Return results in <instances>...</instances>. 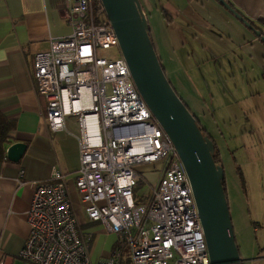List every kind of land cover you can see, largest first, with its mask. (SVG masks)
Here are the masks:
<instances>
[{"label": "built area", "instance_id": "2783aa9c", "mask_svg": "<svg viewBox=\"0 0 264 264\" xmlns=\"http://www.w3.org/2000/svg\"><path fill=\"white\" fill-rule=\"evenodd\" d=\"M69 35L35 54L32 76L47 100L54 131L78 124L75 185L87 217L117 235L110 256L94 260V234L79 226L67 174L33 180L29 235L14 256L0 244V264H211L193 187L182 158L135 85L118 36L97 17L98 0H66ZM119 48L115 58L98 49ZM159 172L147 201L135 200L139 165ZM21 176L25 170L21 169Z\"/></svg>", "mask_w": 264, "mask_h": 264}, {"label": "crops", "instance_id": "0c3cea01", "mask_svg": "<svg viewBox=\"0 0 264 264\" xmlns=\"http://www.w3.org/2000/svg\"><path fill=\"white\" fill-rule=\"evenodd\" d=\"M149 1L162 11L158 31L154 33L151 27L150 31L165 72L177 91L179 87L184 92L192 91L196 86L203 91L205 88H199L203 78L207 84L217 86V70L222 71L219 59L225 55L218 46L224 43V35L237 44L233 51L247 49L250 42L246 53L251 58L256 42L263 43L255 30L220 0ZM231 2L264 35V0ZM66 4V0H0V109L17 122L7 148L18 141L27 143L20 161L8 159L0 166V244L8 254L16 256L20 252L30 231L29 210L34 196L31 181L50 180L53 168L58 167L67 174L69 188L71 184L75 189L79 226L94 234L91 251L93 259L98 260L110 256L117 235L87 217L76 189L80 166L78 124L75 117H68L65 130L49 127L45 118L47 100L37 91L32 76L35 54L47 50L51 38L72 32L64 15ZM237 20L254 34L253 39L239 40L229 35L235 33V26L241 29ZM239 56L241 61L237 54L231 56L235 65L238 60L245 62V56ZM227 69L233 72L230 65ZM187 96L181 97L192 107ZM191 111L212 137L208 117ZM21 169L25 170L24 176Z\"/></svg>", "mask_w": 264, "mask_h": 264}, {"label": "rangeland", "instance_id": "374dc122", "mask_svg": "<svg viewBox=\"0 0 264 264\" xmlns=\"http://www.w3.org/2000/svg\"><path fill=\"white\" fill-rule=\"evenodd\" d=\"M140 1L155 33L159 28L157 24L162 19V11L149 0ZM97 17L107 20L103 10L98 11ZM236 24L241 29L235 26V33H229L234 39L254 38V34L239 20ZM234 44L235 41L224 35V43L218 46L219 49H224L225 55L219 59L222 71L217 70L216 77L220 78L217 86L207 84L202 77L204 82L199 84V88H205L203 91L197 86L192 91L184 92L181 87L179 91L176 87L175 90L180 97L188 95V102L192 105L190 110L208 117L207 124L212 134L210 137L221 148L228 204L241 256L245 260L253 259L246 264H264V44L256 42L253 58L246 53L250 42L247 49L234 50L235 52L232 50ZM234 53L238 58L240 54H247L245 62L241 63L240 58L235 65L234 60H231ZM98 54L115 58L120 55V51L119 48H100ZM226 63L233 72H229V65H225ZM208 76L214 77L213 74ZM139 168L145 178L135 189V200L142 203L151 195L150 184L156 182L159 168H152L149 164H141ZM70 194L76 203L78 198L71 184ZM15 264L21 262L17 260ZM125 264H133L130 256Z\"/></svg>", "mask_w": 264, "mask_h": 264}, {"label": "water", "instance_id": "95a60500", "mask_svg": "<svg viewBox=\"0 0 264 264\" xmlns=\"http://www.w3.org/2000/svg\"><path fill=\"white\" fill-rule=\"evenodd\" d=\"M113 26L135 85L175 144L190 178L208 245L211 264H245L237 244L228 198L225 170L214 158L215 141L205 135L197 117L168 78L150 35L149 20L140 0H100ZM264 40L238 12L220 0ZM27 143L7 148V158L18 162Z\"/></svg>", "mask_w": 264, "mask_h": 264}, {"label": "trees", "instance_id": "16d2710c", "mask_svg": "<svg viewBox=\"0 0 264 264\" xmlns=\"http://www.w3.org/2000/svg\"><path fill=\"white\" fill-rule=\"evenodd\" d=\"M224 2L227 3L228 6L231 9L235 10L236 12H238L251 26L256 27L254 21H252V19H250V18L245 17L235 7V5L231 2V0H224ZM96 8H97L98 11L103 10L105 12L104 7H103V5H102L100 0L97 1ZM150 35H151V38H152L151 31H150ZM152 40H153V38H152ZM261 41L264 43L263 39H261ZM197 122H198L199 126L201 127L203 133L205 135H208L206 129H204L201 126V124H200L198 119H197ZM16 126H17L16 120L7 117L5 115V113L0 109V166H2V164L8 160V158H7V144L10 142L11 133L15 130ZM214 158H215V161H216L217 164H221L222 165L221 151L218 148L217 144L215 145ZM143 181H144V178L141 179L139 184L142 183ZM223 184H224L226 195L228 197V191H227V187H226V177H225V180H224Z\"/></svg>", "mask_w": 264, "mask_h": 264}, {"label": "flooded vegetation", "instance_id": "af4514ba", "mask_svg": "<svg viewBox=\"0 0 264 264\" xmlns=\"http://www.w3.org/2000/svg\"><path fill=\"white\" fill-rule=\"evenodd\" d=\"M253 259H247V260H245V264H246V262H249V261H252Z\"/></svg>", "mask_w": 264, "mask_h": 264}]
</instances>
